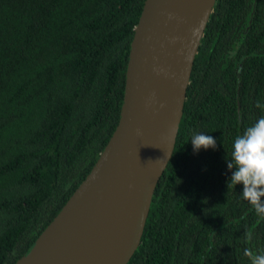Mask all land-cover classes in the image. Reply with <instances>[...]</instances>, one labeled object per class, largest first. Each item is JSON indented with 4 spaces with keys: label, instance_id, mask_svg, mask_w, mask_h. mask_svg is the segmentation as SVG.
<instances>
[{
    "label": "trees",
    "instance_id": "trees-1",
    "mask_svg": "<svg viewBox=\"0 0 264 264\" xmlns=\"http://www.w3.org/2000/svg\"><path fill=\"white\" fill-rule=\"evenodd\" d=\"M144 0H0V264L85 178L119 119ZM261 105L257 107V103ZM264 116V0H216L174 149L126 264H251L264 217L228 187L234 139ZM215 148L193 150L191 137Z\"/></svg>",
    "mask_w": 264,
    "mask_h": 264
},
{
    "label": "water",
    "instance_id": "water-1",
    "mask_svg": "<svg viewBox=\"0 0 264 264\" xmlns=\"http://www.w3.org/2000/svg\"><path fill=\"white\" fill-rule=\"evenodd\" d=\"M216 0H144L118 122L85 178L14 264H126L172 155Z\"/></svg>",
    "mask_w": 264,
    "mask_h": 264
},
{
    "label": "clouds",
    "instance_id": "clouds-1",
    "mask_svg": "<svg viewBox=\"0 0 264 264\" xmlns=\"http://www.w3.org/2000/svg\"><path fill=\"white\" fill-rule=\"evenodd\" d=\"M261 105L257 103V107ZM194 151L215 148L212 136L196 134L191 137ZM229 169H234L228 187L243 185L242 198L254 208L258 216L264 217V116L260 117L245 132L234 139ZM251 264H264V255L246 251Z\"/></svg>",
    "mask_w": 264,
    "mask_h": 264
}]
</instances>
